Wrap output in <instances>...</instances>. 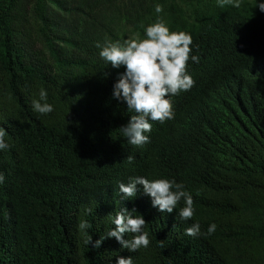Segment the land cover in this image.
<instances>
[{
  "label": "trees",
  "instance_id": "obj_1",
  "mask_svg": "<svg viewBox=\"0 0 264 264\" xmlns=\"http://www.w3.org/2000/svg\"><path fill=\"white\" fill-rule=\"evenodd\" d=\"M159 17L192 36L190 90L171 96L174 118L150 121V142L123 136L129 111L112 98L123 67L99 42L144 39ZM256 0H0V264H264V13ZM54 111L34 112L39 90ZM131 158V163L129 162ZM166 178L192 195L182 221L151 207L142 189L122 199L130 177ZM122 208L142 214L150 244L137 252L114 238L99 249ZM193 222L200 234L185 229ZM86 228H81V224ZM210 223L216 224L211 235ZM132 239V234H125Z\"/></svg>",
  "mask_w": 264,
  "mask_h": 264
},
{
  "label": "clouds",
  "instance_id": "obj_2",
  "mask_svg": "<svg viewBox=\"0 0 264 264\" xmlns=\"http://www.w3.org/2000/svg\"><path fill=\"white\" fill-rule=\"evenodd\" d=\"M218 7L227 5L239 7V0H216ZM264 13V0H256V6ZM163 11L161 5H155L157 20L144 27V39H126L110 41L105 38L103 45L99 42L96 47L100 49L99 56L114 69L123 67L118 73V79L112 87V98L122 101L127 109L135 113L130 116L126 125L121 126L123 136L133 146H143L150 142L149 135L152 130L150 121H159L174 118L171 96L191 89L194 80L187 70L189 60L199 62V57L190 55L193 50L192 36L184 31H171L169 26L159 17ZM34 112L47 115L54 111V106L48 102L47 90H39V98L31 101ZM7 132L0 127V151L9 147L6 142ZM131 163V158H129ZM4 174L0 172V184L4 182ZM122 199L134 200L142 189L151 207L160 213L172 214L178 203L183 200V207L179 208L178 215L182 221L192 219L195 209L192 195L182 183L175 180L159 178L149 180L144 176L130 177L128 182L119 184ZM129 210L122 208L112 219L114 227L103 237L94 240L85 239L84 243L92 249H99L105 239L114 238L120 248L128 252H137L147 248L150 244L148 233L144 230L146 221L142 214L133 216ZM80 227L86 228V224ZM216 230V224L210 223L207 233L211 235ZM131 233L132 239H126L125 234ZM185 234L195 237L200 234V225L193 222L185 229ZM115 264H133L132 256H117Z\"/></svg>",
  "mask_w": 264,
  "mask_h": 264
}]
</instances>
